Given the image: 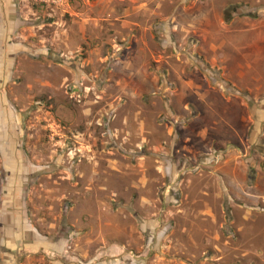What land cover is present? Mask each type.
I'll list each match as a JSON object with an SVG mask.
<instances>
[{
    "label": "rangeland",
    "instance_id": "rangeland-1",
    "mask_svg": "<svg viewBox=\"0 0 264 264\" xmlns=\"http://www.w3.org/2000/svg\"><path fill=\"white\" fill-rule=\"evenodd\" d=\"M25 226L37 264H264V0H0V238Z\"/></svg>",
    "mask_w": 264,
    "mask_h": 264
},
{
    "label": "crops",
    "instance_id": "crops-1",
    "mask_svg": "<svg viewBox=\"0 0 264 264\" xmlns=\"http://www.w3.org/2000/svg\"><path fill=\"white\" fill-rule=\"evenodd\" d=\"M23 228L24 229L23 230L21 229L20 231L15 230L14 233L13 232L11 233L8 230L3 235V237L0 238V250H1V247L2 249H6L4 250L5 252H3V253H6V255L2 254V252L0 251V264H14L13 258H12L13 256L11 257L8 256V252L16 251V249L23 251V253L27 255L25 259L22 260L21 263H18V264H37L39 263V259L37 257L35 258V256L33 255L41 252V250L45 252V256L47 257L50 256L52 258V256L55 254V252H53L54 250L51 251V249H49L46 244H43V243L40 244L39 242L34 241L35 235L33 234L30 228L26 226ZM50 260H51L50 264H60L56 261L54 262L52 259Z\"/></svg>",
    "mask_w": 264,
    "mask_h": 264
}]
</instances>
